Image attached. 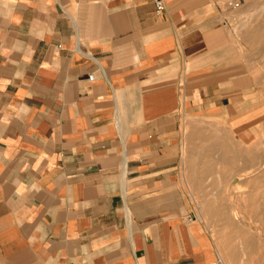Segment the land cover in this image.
<instances>
[{
	"label": "crops",
	"instance_id": "1",
	"mask_svg": "<svg viewBox=\"0 0 264 264\" xmlns=\"http://www.w3.org/2000/svg\"><path fill=\"white\" fill-rule=\"evenodd\" d=\"M162 3L0 0L4 264H223L205 154L264 106L220 1Z\"/></svg>",
	"mask_w": 264,
	"mask_h": 264
},
{
	"label": "rangeland",
	"instance_id": "2",
	"mask_svg": "<svg viewBox=\"0 0 264 264\" xmlns=\"http://www.w3.org/2000/svg\"><path fill=\"white\" fill-rule=\"evenodd\" d=\"M219 1L264 106V0ZM259 122L252 138L225 134L224 154H205V203L198 205L223 264H264V117Z\"/></svg>",
	"mask_w": 264,
	"mask_h": 264
},
{
	"label": "built area",
	"instance_id": "3",
	"mask_svg": "<svg viewBox=\"0 0 264 264\" xmlns=\"http://www.w3.org/2000/svg\"><path fill=\"white\" fill-rule=\"evenodd\" d=\"M155 2V9L156 11L159 13L162 10V0H154ZM230 6H233V4H230ZM213 264H217V263H213Z\"/></svg>",
	"mask_w": 264,
	"mask_h": 264
},
{
	"label": "bare ground",
	"instance_id": "4",
	"mask_svg": "<svg viewBox=\"0 0 264 264\" xmlns=\"http://www.w3.org/2000/svg\"><path fill=\"white\" fill-rule=\"evenodd\" d=\"M233 137V136H232Z\"/></svg>",
	"mask_w": 264,
	"mask_h": 264
}]
</instances>
